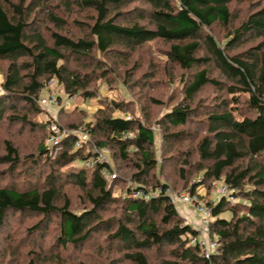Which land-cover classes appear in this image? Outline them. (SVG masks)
I'll return each instance as SVG.
<instances>
[{
  "label": "trees",
  "instance_id": "trees-1",
  "mask_svg": "<svg viewBox=\"0 0 264 264\" xmlns=\"http://www.w3.org/2000/svg\"><path fill=\"white\" fill-rule=\"evenodd\" d=\"M234 1L0 0V61L8 63L0 116L17 108L11 104L14 97L35 109L43 87L52 80L67 95L96 98V77L112 86L111 76L120 67L115 62L125 64L135 51L157 40L170 45L171 63L186 74L183 97L166 108L154 125L149 115L115 116L117 110L126 114L130 110L116 98L100 99L103 105L88 122V111L77 108L90 140L77 148V135L69 133L55 156L43 143L40 154L58 168L44 181L1 184L0 180V226H6L10 214L42 216L29 229L33 233L42 227L48 230L55 216L58 249L82 248L93 237L104 236L101 243L97 239L102 247L99 257L108 248L132 264H150L151 251L160 254L163 264H264V5L257 3L222 43L212 28L230 26ZM75 8L89 14L75 19L81 29L78 36L61 32L67 22L59 15ZM43 17L56 29L47 25L45 29ZM83 59L91 60L92 72L72 64ZM214 71L222 77L214 76ZM123 82L130 87L127 79ZM208 87L228 96L203 108L197 99ZM57 96L58 102L64 100L61 93ZM199 117V122L194 121ZM191 123L198 127L192 130ZM158 135L162 136L159 146ZM5 145L7 153L0 156V164L16 163L18 149L11 141ZM94 147L112 151L116 161L132 168L125 195L114 192L121 182L120 163L117 170L105 161L85 165L96 155ZM78 159L83 166L62 171ZM164 159L178 161L187 182L189 170L203 173L201 181L195 179L183 189L196 194L201 203L196 187L211 189L220 181L228 187V195L220 193L217 200L204 203L211 212L208 235L218 242V251L210 257L200 243L191 242L201 231L173 201L172 194L179 189L159 175ZM68 186L78 187L89 203L74 209L66 196ZM5 238L10 244L15 239L8 232ZM35 259L28 264H37Z\"/></svg>",
  "mask_w": 264,
  "mask_h": 264
},
{
  "label": "rangeland",
  "instance_id": "rangeland-1",
  "mask_svg": "<svg viewBox=\"0 0 264 264\" xmlns=\"http://www.w3.org/2000/svg\"><path fill=\"white\" fill-rule=\"evenodd\" d=\"M257 3H262L264 5V0L234 1L231 4L233 19L230 26L224 27L220 24H216L212 28L213 34L224 43L228 34L249 15L250 11L257 7ZM59 15L67 22L64 29H61V32L78 36L81 34V29L75 19H84L85 16L89 14L84 12L79 13L78 9L75 8L70 13L62 12ZM43 18L46 23L43 25L45 29L46 25L47 28L50 26L52 29H56L54 24L49 23L45 17ZM45 33L48 35L47 30ZM169 46L168 43L160 40L153 41L135 51L125 64L115 62L116 65L120 67H117L116 72L111 76L112 80H114L111 84L112 86L108 85L104 79L96 77L95 87L98 86L99 95L93 99L86 100L84 97L77 95L74 96L71 101H67L70 95L62 92V87H60L56 81H53L52 89L55 91L56 95L61 93L64 100L59 101L55 108L40 104L34 109L31 107V104L25 101H19L20 99L15 97L12 98L11 104L14 106L16 105L17 108H9L3 116H0V156L7 153L5 142L11 141L12 145L18 149L19 160L13 164H0L1 184L11 181H44L51 173L58 170L53 163L47 162V158L40 154L43 143L46 146L48 145L47 138L50 133V119L53 114H57V119L61 128L65 129L63 132L78 131V129L83 127L82 124L84 123L80 118L79 112L76 111L77 108H84L88 111L86 117V122H88L91 120L93 112L103 105L100 99L116 98L118 101H125L130 110L128 114L117 110L115 111V116L132 118V116L136 115L143 117L144 115H149L151 124L154 125L159 115L166 108H172L173 105L180 101L184 94L183 76L186 74L175 64L171 63L168 57ZM97 56L98 58H104L100 53H97ZM110 59L115 61L113 58ZM7 64L6 61H0V96L4 94L2 85ZM72 64L76 69H81L85 73L94 70L91 60L89 59H83L79 63L72 61ZM112 67H114V63ZM98 71L99 70H97V73ZM213 75L219 78L222 77L217 71H214ZM125 79L130 83L128 85L130 86L129 88L123 82ZM41 94L40 98H43L45 93L42 92ZM224 96L228 95L220 93L212 87H208L200 94L197 103H200L203 108L207 105L212 106L215 105L219 99L224 98ZM11 117L20 120H11ZM200 119L201 117L196 118L194 121L199 122ZM62 123L66 126L71 124L81 126L78 128H69L62 126ZM47 126L49 127V133L47 131ZM197 127V123H191L192 130H195ZM161 137V135L157 137L158 146L161 144ZM103 151L106 152L110 165L116 168V170L120 163L122 167L120 171L122 175L121 182L115 185L114 192L115 195H125V189L128 183H132V180L129 178L132 168L129 164L122 163L121 160L116 161L112 151L108 149H103ZM158 151V155L162 158L161 148L160 150L158 149ZM170 156L171 155H167L166 157ZM83 163V160L78 159L74 165L66 166L62 171H70L76 166H83ZM189 171L190 172L187 173V182L181 175L178 161L164 159V173L161 172L159 175L162 179L170 182L173 187L179 189L177 190L178 192L174 191L173 193L175 194L176 204L178 205L180 213L186 217L189 222L201 226L203 216L198 212L195 203H187L184 201L183 196L186 195L185 193L189 192V190L186 191L183 189L187 188L190 183H194L195 179L201 181L203 173L195 168ZM223 183V181H220L217 183L218 185L213 186L211 189H208V187L204 185L196 187L197 193L202 195V204L207 200H217L221 195L220 191L224 185ZM65 192L74 209H82L84 203H89L88 199L86 201L84 194L76 186H68ZM233 200L235 199L233 198ZM191 214L195 215L192 216ZM226 216L230 217V214L227 213ZM41 219L42 216L37 215L23 217L18 213L9 215V218L5 222L6 226H0V264H28L32 257L36 258L35 261L37 264H99L100 261L103 264H109V262L112 263L113 261H115V263L112 264H132L126 260L123 255L108 248H106L108 252H105V255L102 256L101 259L99 253L102 247L99 246L97 239H99L101 243L100 239L104 240V236H102L103 238L93 237L91 243L85 244L82 248L69 246L66 248L60 247L58 249L57 239L60 234V229L57 217L53 216L48 230L42 227L41 229L35 230L33 233H29V229L39 223ZM16 230H18L17 233ZM7 232L14 234L15 239L11 244L5 240ZM15 247L16 249H14ZM40 251H42L41 254ZM36 254H39V257L38 255L36 256ZM107 254H109V256H107ZM49 257L51 258L49 259ZM162 260L159 253L150 252V264H163Z\"/></svg>",
  "mask_w": 264,
  "mask_h": 264
},
{
  "label": "built area",
  "instance_id": "built-area-1",
  "mask_svg": "<svg viewBox=\"0 0 264 264\" xmlns=\"http://www.w3.org/2000/svg\"><path fill=\"white\" fill-rule=\"evenodd\" d=\"M52 81H49L48 83L45 84L43 87V93H45V96L43 98H40V104L41 105H47L51 106L52 108L57 107L58 105V96L56 95L55 91L52 89ZM74 96H70L67 101H71ZM53 114V113H52ZM131 118V117H128ZM65 129H62L59 121L57 119V114H53L52 118L50 119V133L48 136V147L50 148V153L55 156L57 155L58 151L61 150L62 148V141L64 140L65 136L69 133H74L77 135V139L75 141V146L77 148L82 147L83 143L85 141H89L91 138V134L88 130H86L84 127L74 130V131H67L63 132ZM94 151L96 153L95 156H93L90 159H87L85 161V165L88 167H92L98 162L105 161L109 162V158L106 155V152L103 150L96 149L94 147ZM112 177H115V174L111 175ZM221 194H226L228 195V187L226 185H223L221 188ZM184 195V201L187 203H195L196 208L198 212L201 213L203 216V222L200 225L194 224L196 228H198L201 231V235L199 237H193L191 242L192 244L200 243L205 250V255L206 257H210L211 254L216 253L218 251V242L210 239L208 235V230H209V223L211 220V212L208 208L205 207L204 204L200 203L198 201V197L196 194H193L192 192H187ZM173 201L176 202V197L175 194H172ZM233 199V197H231Z\"/></svg>",
  "mask_w": 264,
  "mask_h": 264
},
{
  "label": "crops",
  "instance_id": "crops-1",
  "mask_svg": "<svg viewBox=\"0 0 264 264\" xmlns=\"http://www.w3.org/2000/svg\"><path fill=\"white\" fill-rule=\"evenodd\" d=\"M191 215H192V216H194L195 214H194V215H193V214H191Z\"/></svg>",
  "mask_w": 264,
  "mask_h": 264
}]
</instances>
